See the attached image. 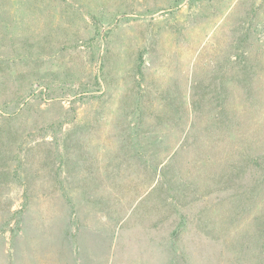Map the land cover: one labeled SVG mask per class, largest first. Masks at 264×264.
Returning a JSON list of instances; mask_svg holds the SVG:
<instances>
[{
  "label": "rangeland",
  "instance_id": "374dc122",
  "mask_svg": "<svg viewBox=\"0 0 264 264\" xmlns=\"http://www.w3.org/2000/svg\"><path fill=\"white\" fill-rule=\"evenodd\" d=\"M0 264H264V0H0Z\"/></svg>",
  "mask_w": 264,
  "mask_h": 264
},
{
  "label": "trees",
  "instance_id": "16d2710c",
  "mask_svg": "<svg viewBox=\"0 0 264 264\" xmlns=\"http://www.w3.org/2000/svg\"><path fill=\"white\" fill-rule=\"evenodd\" d=\"M143 58V55H141V59ZM141 65V64H140ZM140 73H142V69L140 68Z\"/></svg>",
  "mask_w": 264,
  "mask_h": 264
}]
</instances>
